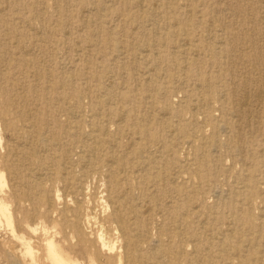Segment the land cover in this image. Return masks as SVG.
Listing matches in <instances>:
<instances>
[{"label": "rangeland", "instance_id": "rangeland-1", "mask_svg": "<svg viewBox=\"0 0 264 264\" xmlns=\"http://www.w3.org/2000/svg\"><path fill=\"white\" fill-rule=\"evenodd\" d=\"M48 242L264 264V0H0V264Z\"/></svg>", "mask_w": 264, "mask_h": 264}, {"label": "bare ground", "instance_id": "bare-ground-1", "mask_svg": "<svg viewBox=\"0 0 264 264\" xmlns=\"http://www.w3.org/2000/svg\"><path fill=\"white\" fill-rule=\"evenodd\" d=\"M243 94V93H242ZM258 95H260V92L258 91ZM248 97V96H247ZM246 99V98H245ZM245 105V104H244ZM242 106V105H241ZM121 119V118H119ZM88 155L90 154H93L94 151L92 149H89V147H86V150H85ZM87 157V156H86ZM91 157V156H90ZM23 157H21L22 159ZM26 161V160H25ZM119 208V206H118ZM121 208V207H120ZM116 210V209H115ZM124 211L122 210V212L118 211V213H115L114 214V217H115V220L116 221H121L118 217L122 216V214H124L126 216V219L131 222V220L133 219L132 217H129L128 213H123ZM2 215V214H1ZM122 222V221H121ZM133 225V224H132ZM134 227V226H133ZM118 228H119V231L122 233V234H126V225L124 222H122V224H118ZM134 230V229H133ZM125 231V232H124ZM232 233V232H231ZM101 236V235H100ZM104 243V242H103ZM107 244V243H106ZM104 245V244H103ZM105 246V245H104ZM128 246H130V238L128 239ZM236 250H234L237 254L240 252V250L238 248H234ZM238 249V250H237ZM47 250H48V254H49V257L51 259V261L54 263V264H79L75 261H72L68 256L66 255H63L61 253V251L52 243V242H48L47 243ZM220 252H223V254H227L228 252L226 250H221L220 248ZM131 257V256H130ZM126 264H132L131 260H129ZM242 264H248V263H245L243 262Z\"/></svg>", "mask_w": 264, "mask_h": 264}]
</instances>
